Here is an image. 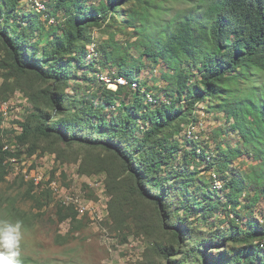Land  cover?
<instances>
[{"label": "trees", "instance_id": "trees-1", "mask_svg": "<svg viewBox=\"0 0 264 264\" xmlns=\"http://www.w3.org/2000/svg\"><path fill=\"white\" fill-rule=\"evenodd\" d=\"M23 1L0 0V75L5 79L0 95L6 98L12 80L30 106L17 143L29 144L28 155L42 145L57 152L59 160L58 144L106 153V161L122 177L128 200L143 206L140 223H134L136 235L154 239L150 251L157 260L264 264V216L259 223L252 215L254 205L264 199V86L258 87L255 77L264 74V0H177L200 4L160 26L152 18H158V2L165 0H49L44 12L34 14L21 11ZM53 18L57 24L46 29ZM94 29L110 36L96 50L98 62H87L86 46L93 43ZM125 29L133 31L136 40L123 46L114 35ZM43 38L50 39L38 48ZM130 47L139 52L137 59L128 52ZM143 57L154 65L163 62L170 71L161 75L166 87L162 96L154 93L155 102L147 101L145 95L153 90L147 88L111 91L97 82L92 95L80 91L78 70L96 76L101 72L98 63L131 82L138 78L135 70ZM189 62L191 69H186ZM200 105L206 113L223 114L226 122L232 119L227 129L237 132L241 143L221 149L217 163L210 161L206 146L192 140L187 149L174 140L184 131L187 135V127L197 126ZM3 143L1 137L0 184L11 173L8 159L21 158L20 153L4 151ZM242 155L251 161L246 172L228 173L230 163ZM176 161L183 165L181 171ZM195 162L203 166L202 174L212 176L206 180L200 171H190ZM105 171L111 179L106 167L91 173ZM15 180L28 186L23 196L34 208L50 202L49 188L36 190L21 176ZM213 181L221 183L220 188ZM108 190L113 195L109 217L123 227L122 203ZM242 210L248 218L245 229L237 223ZM221 214L228 219L227 232H218ZM56 215L59 222L70 220L72 231L80 223L73 207L58 201Z\"/></svg>", "mask_w": 264, "mask_h": 264}, {"label": "rangeland", "instance_id": "rangeland-1", "mask_svg": "<svg viewBox=\"0 0 264 264\" xmlns=\"http://www.w3.org/2000/svg\"><path fill=\"white\" fill-rule=\"evenodd\" d=\"M41 2L46 3L49 0H24L20 4V9L22 12L34 14L37 13L35 4ZM90 2L97 3V0H90ZM199 4L195 1L186 4L177 0L159 1L158 18L152 19L158 21V26L166 25L169 21L174 22L179 19V12H189L197 8ZM62 16V12H58V19L61 20ZM43 20H45V16L41 17V21ZM56 24L57 21L53 18V23L49 21L46 29L49 25L55 26ZM151 30L154 32L156 29ZM91 35L93 43L87 44V50L91 47L98 50L101 43L107 41L110 36L102 29L91 30ZM114 36L116 41L123 46L136 40L133 31L128 29H125L124 32H116ZM49 39L43 38L38 48L44 46ZM128 52L133 59L139 57V52L134 48L130 47ZM93 59L98 62L100 55L98 58L89 55L86 57L87 62ZM141 62L142 65L138 70H135V76L138 77L139 83L145 88V91L153 89L152 93L159 92L158 94L162 96L166 84L162 81L161 75L163 72L170 71L163 62L154 65L148 57L141 58ZM189 63L185 65L186 69H191L192 64ZM96 69L105 73L116 71L115 69L104 68L98 63ZM192 72L196 73V70L192 69ZM97 74L96 76L91 74V76L78 70L80 79L77 82L82 84L80 91L91 95L97 92L99 88ZM82 75L89 77V79L92 77L93 81L83 80L88 78H83ZM255 77L258 78L256 79L258 87L264 86V74L255 75ZM0 78L1 86H4L5 79L2 75H0ZM12 86L13 81L9 80L8 89L4 92V95L6 100L12 99L17 103L18 112L17 119H14L8 125L20 127L21 123L28 118L30 106L23 93ZM84 88L88 90H84ZM126 92L129 91L126 89ZM132 98L131 96L130 99ZM203 107L204 105H200L199 109L201 110L196 112L197 126L187 127L191 128L194 134L186 135V131H184L177 135L174 140L187 149L192 148V144H188V141L192 140L202 147L206 146L205 151L210 161L217 163L222 160L221 149L239 147L241 143L237 132L227 129L232 123V119L226 122L223 114L206 113L202 110ZM8 125L5 126L8 127ZM142 130L141 127V132ZM10 138L12 139V136ZM13 146L14 142H10L9 147ZM56 147L61 153L60 160L57 159V152L43 150L42 145H38L28 155L29 144H19L18 149L21 150V158L16 163H19L23 170L28 169L42 173L46 180H56L60 187L65 188L61 194L77 195L88 206L91 203L94 204L98 211L96 219L101 217L103 220L100 225H96L91 217L77 212V219L80 223L75 224L72 231L70 220L59 222L57 219L56 206L59 196L50 193L51 198L48 204H44L40 209L34 208L33 204L27 202L23 196L28 186L20 185L19 180H15L14 171V173L12 172L7 176L4 183L0 184V264H166L165 260H157L156 255L150 251V248L155 244L153 238L142 233L136 235L135 230L137 228L134 227V223H140L139 218L142 217L143 206L133 204L128 200L121 184L122 177L120 174H115L114 167L109 161H106V153L79 146L66 147L58 144ZM97 159H102L104 162L97 161ZM30 165L31 169H29ZM174 165H179L177 169L182 170L183 165L181 166L178 161ZM249 165H251V161H249L248 156L242 155L230 163L227 172L230 174L239 172L243 175ZM101 166L106 167L111 172V179L106 171L91 173ZM81 168L90 171L89 174L81 172ZM202 169L203 166L198 165L197 162L189 168L190 171L197 170L200 172ZM211 176L212 172L203 174L201 172L200 174V177L206 180ZM98 182L101 183V187L97 188L92 185ZM213 182L215 187L220 188L221 183L218 181ZM195 184L197 186L199 181L195 180ZM195 184L190 191L195 190ZM108 187L122 203V212L125 217L124 220L122 219L124 221L123 227L114 223L109 217L108 203L112 200L113 195ZM197 193L196 190L195 194ZM218 197L224 201L223 193H220ZM252 215L259 223H262L264 199L254 205ZM247 220V212L242 210L241 217L237 221L239 227L245 229ZM216 222L218 223V232L228 231V219L223 214L216 219ZM126 224L129 229H125ZM122 235L127 236L126 240H122Z\"/></svg>", "mask_w": 264, "mask_h": 264}, {"label": "built area", "instance_id": "built-area-1", "mask_svg": "<svg viewBox=\"0 0 264 264\" xmlns=\"http://www.w3.org/2000/svg\"><path fill=\"white\" fill-rule=\"evenodd\" d=\"M36 11L37 12H44L46 10L45 3H36ZM45 18L47 17L44 15ZM51 23H53V19H49ZM88 51L89 56H97V51L91 47ZM97 82L107 88L111 91H116L118 88L122 87L125 89H128L130 91H137L140 90L141 92L145 91V88L139 83L138 78H135L133 81L129 82L126 78L122 76H117L114 72H99L97 74ZM0 86H1V78H0ZM154 93L151 91L148 92L145 97L148 102H155L153 98ZM161 99L164 100L163 97ZM22 103V101H20ZM17 112H18V105L16 102H14L12 99H2L0 95V138L3 137V150L9 151L13 154L21 153V150H19V144L16 141V137L22 133V127H17L16 125H8L10 124L14 119H17ZM8 125V127L6 126ZM194 131L190 129L188 131V135H193ZM12 136V139L10 138ZM10 142H14L13 147H9ZM19 161L18 158L13 157L8 159V164L11 167V173L15 171L16 176H21L25 181H31L36 190H43L44 187L49 188L51 193L53 195H58L57 201L60 202L63 206L69 207L72 206L73 209L78 212L81 215H88L91 217V219L96 223V225H100V222L103 220L96 219L98 216V211L96 210V206L94 204H88L84 203L79 196L77 195H70L69 193H63L61 194L62 190L65 189L63 187H60L58 182L56 180H46L44 175L42 173H38L34 170H23L22 166L19 165V163H16ZM19 166V167H18ZM29 169H31V165L29 166ZM10 173V174H11ZM215 178V176H214ZM219 184V183H217ZM94 187H101V183H95L92 184ZM264 248V243L261 245Z\"/></svg>", "mask_w": 264, "mask_h": 264}]
</instances>
